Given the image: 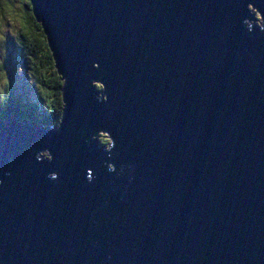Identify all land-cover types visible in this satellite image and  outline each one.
Returning <instances> with one entry per match:
<instances>
[{"label":"water","instance_id":"water-1","mask_svg":"<svg viewBox=\"0 0 264 264\" xmlns=\"http://www.w3.org/2000/svg\"><path fill=\"white\" fill-rule=\"evenodd\" d=\"M30 3L62 113L0 118V264H264V0Z\"/></svg>","mask_w":264,"mask_h":264},{"label":"trees","instance_id":"trees-1","mask_svg":"<svg viewBox=\"0 0 264 264\" xmlns=\"http://www.w3.org/2000/svg\"><path fill=\"white\" fill-rule=\"evenodd\" d=\"M9 0H0V15L8 14L4 5ZM20 8L8 5L15 15L18 29L11 35L0 37V56L13 55L22 73L14 72V78L0 73V118L14 117L21 121L41 124L42 127L56 126L62 113L63 80L55 69L52 52L49 49L41 24L36 20L32 6L20 0ZM256 19L260 15L254 13ZM3 20V19H2ZM11 57L0 58V70H6ZM16 85V88H15ZM97 88L102 86L98 83ZM17 90V91H16ZM102 143L109 140L99 137Z\"/></svg>","mask_w":264,"mask_h":264},{"label":"rangeland","instance_id":"rangeland-1","mask_svg":"<svg viewBox=\"0 0 264 264\" xmlns=\"http://www.w3.org/2000/svg\"><path fill=\"white\" fill-rule=\"evenodd\" d=\"M9 1L12 2L13 5H15L13 7L14 10H17L18 8H20L19 7L20 6L19 3H21L20 0H9ZM9 1H7L6 4L12 5ZM250 8H252V7L250 6ZM14 12H16V11H13L12 13H14ZM12 16L15 17V15H13V14H12ZM17 29H18V24H17L16 19H10L9 15L6 13H5V15H0V37H2L4 34L11 35V33H15L17 31ZM6 55L10 56L11 59H10V62L8 64H6V70H0V73L3 72L6 75V73L8 72L10 77L14 76V72H16L17 74H21L22 73L21 67L19 65H16L17 61L15 59H13V55H11L9 53H5L4 55L0 56V58L4 59ZM15 88H16V85H15ZM101 136H104V134H101Z\"/></svg>","mask_w":264,"mask_h":264},{"label":"snow or ice","instance_id":"snow-or-ice-1","mask_svg":"<svg viewBox=\"0 0 264 264\" xmlns=\"http://www.w3.org/2000/svg\"><path fill=\"white\" fill-rule=\"evenodd\" d=\"M23 2L26 3V4H30V0H23ZM4 8L8 12L9 18L10 19H15V17L12 16L11 9H10V7L7 4L4 5Z\"/></svg>","mask_w":264,"mask_h":264},{"label":"bare ground","instance_id":"bare-ground-1","mask_svg":"<svg viewBox=\"0 0 264 264\" xmlns=\"http://www.w3.org/2000/svg\"><path fill=\"white\" fill-rule=\"evenodd\" d=\"M41 124H39V126H40Z\"/></svg>","mask_w":264,"mask_h":264}]
</instances>
